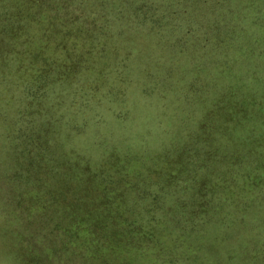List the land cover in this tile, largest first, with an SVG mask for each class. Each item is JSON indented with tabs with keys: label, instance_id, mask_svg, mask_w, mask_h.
<instances>
[{
	"label": "rangeland",
	"instance_id": "obj_1",
	"mask_svg": "<svg viewBox=\"0 0 264 264\" xmlns=\"http://www.w3.org/2000/svg\"><path fill=\"white\" fill-rule=\"evenodd\" d=\"M0 264H264V0H0Z\"/></svg>",
	"mask_w": 264,
	"mask_h": 264
}]
</instances>
